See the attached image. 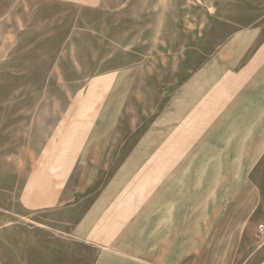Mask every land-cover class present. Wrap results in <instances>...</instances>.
I'll return each instance as SVG.
<instances>
[{"label":"crops","instance_id":"crops-1","mask_svg":"<svg viewBox=\"0 0 264 264\" xmlns=\"http://www.w3.org/2000/svg\"><path fill=\"white\" fill-rule=\"evenodd\" d=\"M29 1L11 25L44 35L51 2ZM147 9L99 70L115 74L101 111L70 114V144L68 113L0 114V167L28 169L0 192L13 264H264V0L198 44ZM19 46L11 56L35 67Z\"/></svg>","mask_w":264,"mask_h":264},{"label":"rangeland","instance_id":"rangeland-1","mask_svg":"<svg viewBox=\"0 0 264 264\" xmlns=\"http://www.w3.org/2000/svg\"><path fill=\"white\" fill-rule=\"evenodd\" d=\"M40 1L30 0L26 4L35 7ZM47 1L51 2V17L45 19L47 29L43 35L37 32L39 25L29 24L26 26L29 31L21 32L13 28L12 12L19 5V0H0V114L68 113L70 144L76 134L75 126L79 123L70 114L79 113L80 118H87L101 111L115 74L99 70L106 68L109 53L115 51L117 54L118 50L123 49L125 29L131 26L133 30L139 28V18L147 8L149 13L158 12L165 21L167 18L177 20L181 31L194 32L198 44V38L203 33L218 31L221 19L235 18L238 13L247 10L253 0ZM20 37L27 40L21 42L18 40ZM41 37H45V40L40 41ZM20 43L21 48L32 50L36 55L35 67H27L26 63H20L22 58L19 60L11 56L12 51L20 47ZM210 43L213 45L215 41ZM98 84L100 87L94 88ZM35 123L48 125L50 122ZM35 133L42 136L45 132L40 127V131L37 129ZM35 133L25 134L31 150L36 143ZM4 134L6 132H0V138ZM56 136H59V131H51L45 142L48 143L51 137L53 140ZM27 172L26 167L13 168L11 162H5L4 167H0V192L12 190V180L19 181L20 176ZM13 173H16L14 177ZM4 205V209L9 208L7 202ZM3 225L7 231L0 235L3 237L0 249L3 258H0V264H13L11 219L5 216ZM263 225L259 223L260 230L264 229ZM256 237L262 242L264 231H257ZM89 254L90 250L85 249L87 261Z\"/></svg>","mask_w":264,"mask_h":264}]
</instances>
